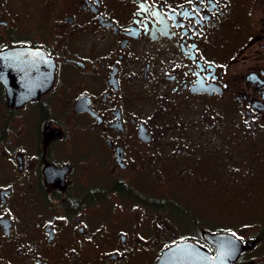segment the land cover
<instances>
[{
	"label": "flooded vegetation",
	"instance_id": "af4514ba",
	"mask_svg": "<svg viewBox=\"0 0 264 264\" xmlns=\"http://www.w3.org/2000/svg\"><path fill=\"white\" fill-rule=\"evenodd\" d=\"M224 236L264 264V0H0V264H224Z\"/></svg>",
	"mask_w": 264,
	"mask_h": 264
},
{
	"label": "water",
	"instance_id": "95a60500",
	"mask_svg": "<svg viewBox=\"0 0 264 264\" xmlns=\"http://www.w3.org/2000/svg\"><path fill=\"white\" fill-rule=\"evenodd\" d=\"M24 97H30V96H24ZM224 239H225V245H226V252H225L226 254H225L224 264H230L231 261L234 259L235 255L237 253V250H236V252L234 250H228V248H230L232 246L231 245L232 243L230 240H228L227 236H224ZM231 255H233V256H231Z\"/></svg>",
	"mask_w": 264,
	"mask_h": 264
},
{
	"label": "bare ground",
	"instance_id": "6f19581e",
	"mask_svg": "<svg viewBox=\"0 0 264 264\" xmlns=\"http://www.w3.org/2000/svg\"><path fill=\"white\" fill-rule=\"evenodd\" d=\"M3 2V1H2ZM24 41V40H23Z\"/></svg>",
	"mask_w": 264,
	"mask_h": 264
}]
</instances>
